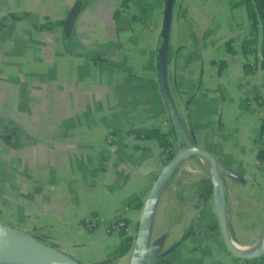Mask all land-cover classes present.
Wrapping results in <instances>:
<instances>
[{
  "label": "crops",
  "instance_id": "obj_1",
  "mask_svg": "<svg viewBox=\"0 0 264 264\" xmlns=\"http://www.w3.org/2000/svg\"><path fill=\"white\" fill-rule=\"evenodd\" d=\"M165 1L0 0V221L86 264L120 242L110 224L128 205L133 242L108 264H147L157 247L152 264H250L228 251L217 219L235 189L264 179V68L240 48L244 0H172L162 55ZM159 66L180 128L174 152L190 144L214 159L175 166L140 249L142 202L168 158L128 130L171 121ZM203 174L212 193L197 219L189 188Z\"/></svg>",
  "mask_w": 264,
  "mask_h": 264
},
{
  "label": "water",
  "instance_id": "obj_2",
  "mask_svg": "<svg viewBox=\"0 0 264 264\" xmlns=\"http://www.w3.org/2000/svg\"><path fill=\"white\" fill-rule=\"evenodd\" d=\"M172 8V0L165 1L163 26L161 29L163 38V55L167 48V30ZM78 6L74 5L67 15L65 20V27H68L76 16ZM158 79L166 97V105L173 124H177V116L173 109V105L166 94L162 69L158 68ZM200 153L214 159L208 151L198 146L187 145L173 153L171 157L164 163L162 168L157 173L154 181L152 182L145 198L143 199L141 212L138 219L137 231L134 242L144 249L146 245L148 219L150 207L154 197L160 189L163 182L166 180L175 166L189 154ZM217 219L223 242L232 254L240 258H252L258 256L260 253H243L238 250L233 244L230 236L225 215L221 212L217 213ZM177 243L173 244L176 245ZM158 253V247L150 252V258L147 264H152ZM13 263V264H82L80 261L69 255L68 253L60 250L54 245L45 243L44 241L36 238L30 233L20 231L11 225L0 221V263Z\"/></svg>",
  "mask_w": 264,
  "mask_h": 264
},
{
  "label": "trees",
  "instance_id": "obj_3",
  "mask_svg": "<svg viewBox=\"0 0 264 264\" xmlns=\"http://www.w3.org/2000/svg\"><path fill=\"white\" fill-rule=\"evenodd\" d=\"M246 14L249 19V31L240 42V48L243 53H253L254 59L252 62L246 63L248 66H259L264 68V0H244ZM259 55V56H258ZM179 125H170L167 129L160 127H132L128 130L135 138L139 140L155 139L161 148V151L167 158L174 153L172 136L179 131ZM261 134H264V116L261 120ZM258 155L261 159L264 157V145L258 148ZM212 193V182L207 174L201 175L194 180L189 188V197L195 199L194 204L197 208V219L202 214V211L209 200ZM140 205V201H136ZM122 239L112 247L106 258L94 263L86 264H108L119 258L128 251L132 242L133 236L126 234V230L121 229ZM188 232H193L190 228ZM163 258H160L162 261ZM250 264H264V252L258 256L245 259Z\"/></svg>",
  "mask_w": 264,
  "mask_h": 264
},
{
  "label": "rangeland",
  "instance_id": "obj_4",
  "mask_svg": "<svg viewBox=\"0 0 264 264\" xmlns=\"http://www.w3.org/2000/svg\"><path fill=\"white\" fill-rule=\"evenodd\" d=\"M255 183L250 181L243 187L238 185L239 188L234 190L238 195H229L226 212H221L225 215L230 236L237 245H254L264 238V179Z\"/></svg>",
  "mask_w": 264,
  "mask_h": 264
},
{
  "label": "built area",
  "instance_id": "obj_5",
  "mask_svg": "<svg viewBox=\"0 0 264 264\" xmlns=\"http://www.w3.org/2000/svg\"><path fill=\"white\" fill-rule=\"evenodd\" d=\"M169 125H170V123L165 121L162 129H167L169 127ZM111 139H113V136L109 135L108 136V140H111ZM262 160H261V163L264 166V161H262ZM128 208H129L128 205H123L122 206L121 210L117 213L114 221L110 224V228L121 230V229L125 228L128 225V219H127V217H128V215H127Z\"/></svg>",
  "mask_w": 264,
  "mask_h": 264
},
{
  "label": "bare ground",
  "instance_id": "obj_6",
  "mask_svg": "<svg viewBox=\"0 0 264 264\" xmlns=\"http://www.w3.org/2000/svg\"><path fill=\"white\" fill-rule=\"evenodd\" d=\"M233 244L238 250L242 251L243 253H260L264 250L263 242H259L257 244L249 245V246L237 245L235 241H233Z\"/></svg>",
  "mask_w": 264,
  "mask_h": 264
}]
</instances>
